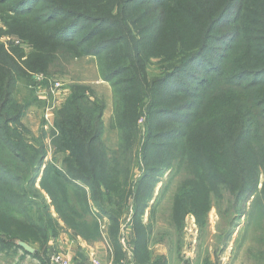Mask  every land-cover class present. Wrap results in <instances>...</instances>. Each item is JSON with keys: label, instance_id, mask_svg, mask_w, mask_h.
<instances>
[{"label": "rangeland", "instance_id": "1", "mask_svg": "<svg viewBox=\"0 0 264 264\" xmlns=\"http://www.w3.org/2000/svg\"><path fill=\"white\" fill-rule=\"evenodd\" d=\"M62 30L59 43L52 35ZM67 39L74 44L67 46ZM0 45L19 69L10 107L26 106L22 119L5 133L15 132L26 146L27 164L11 170L22 178L16 189H27L38 205L30 210L32 217L42 218L45 204L57 217L40 178L45 167H61L55 123L66 103L79 98L76 108L97 117L99 143L107 153L134 142L128 153L136 166L133 186L128 181L124 201L116 200L120 205L113 210L92 208L99 240L87 245L92 251L85 250L95 260L67 257L71 264H133L137 232L139 245L153 248L154 264H264V202L258 192L264 183V0H0ZM204 45L212 55L208 74L198 61L187 64ZM181 68V75L171 77ZM256 72L260 85H253ZM34 76L61 83L58 104ZM132 116L134 133L121 125ZM217 118L224 120L225 135L239 121L249 123L235 157L240 154L247 163L256 157L257 192L243 201L230 190L225 163L230 157L223 152H232L238 139H223L214 127ZM173 133L176 141L170 139ZM153 146L157 153L148 152L151 158L143 161L144 149ZM36 154L44 155L43 166L33 187H27ZM0 164L9 161L3 157ZM199 177L211 182L209 193ZM45 178V188L54 191L52 176ZM5 182L11 179L0 174V193ZM139 183L145 190L140 195L152 192L136 232L129 192ZM21 214L16 207L3 210L0 201L2 223ZM60 225L58 235L71 238ZM57 237H50L45 254L37 243L16 241L30 247V254L0 241V264H50L49 252L57 247L76 253L78 245L70 247L65 240L59 246ZM114 240L125 259L119 263ZM99 247L107 254L105 263L95 258Z\"/></svg>", "mask_w": 264, "mask_h": 264}, {"label": "trees", "instance_id": "2", "mask_svg": "<svg viewBox=\"0 0 264 264\" xmlns=\"http://www.w3.org/2000/svg\"><path fill=\"white\" fill-rule=\"evenodd\" d=\"M74 22L76 23L74 25H77L78 21ZM64 32L65 30H62V32L54 34L52 37H57L56 39H60L59 43H61ZM65 41H69V39ZM64 43L67 46L74 44L73 41ZM100 49L98 48L95 52L99 53ZM210 49L209 45L202 46V48L194 53L192 59L187 64L192 65L198 61L201 69L208 74L209 67L213 66L212 55L209 54ZM17 70L19 69L14 64L11 56L0 45V158L4 157L10 164V167L9 164L7 166L0 164V174L8 176L11 179L10 184L5 182L1 186L0 201L5 211H8L11 207L19 208L22 211L21 216H19L20 218H16L15 220L5 218V223H2L0 220V229L2 230L0 232V241L16 248L18 247L16 245V241L18 240L28 244L37 243L40 246L39 250H42V253L45 254L50 237H57L60 230L63 229L60 222L63 223L64 229L70 232L74 238H80L88 244L92 240L98 241L99 220H97V216H94L92 208L96 209V211H102V208L105 210L104 206H106L110 210H113L115 205H120L116 200L124 201L128 194V181H130L129 188L133 186L131 171H134L136 166L132 158L128 156V153L133 152L134 142L121 144L117 152L107 153L106 149L99 143L101 126L97 117L95 118V115L91 112H83L76 108V103L80 101L79 98H73L72 102L66 103L65 110L60 114L59 119L55 123L57 144L63 155L61 167H54L49 170L45 167L40 178V187L51 200V206L54 207L57 217L53 218L48 204H45V208H43V211L46 213L42 218L32 217L30 210L37 208L38 205L28 197L27 189H16L15 183L18 185V183L22 182V178L15 175L11 170L12 168L19 167L20 164H27L26 157L22 154V152H26V146L22 142L23 137L22 139L21 137L16 138L15 132L12 136H9L14 139L13 142L10 141V138L5 133V131L9 130L8 126L10 124L18 123L22 119V113L26 107H10V105L14 104L13 88L16 82L14 72ZM182 73L183 70L181 68L171 77H178ZM261 73L264 74V72ZM261 73L256 72L253 74V85H260L259 83H262V80L259 79ZM43 85H47V82H43ZM262 105H264V102ZM7 107L11 110L10 112H4ZM256 115H259L258 112H256ZM134 119V116H132L128 120L126 118L125 121L122 120L121 122V125H124L123 127L128 129L130 133L135 132ZM216 120L217 122L214 127L220 130L218 133L223 139L226 136L238 139L236 147L232 152L229 153L226 150H223V152L230 157L225 162L230 166V174L227 175L230 190L237 201H243L257 192L258 164L256 157L251 156L253 163L245 162L244 157L240 154L237 158L235 157L240 152V149L243 148V145L242 148L240 145L242 137H248V134L243 132V129H246L249 123L239 121L225 135L221 132L224 120L221 118H217ZM262 125L264 127V122H262ZM260 137L264 138V134ZM170 139L176 141V133L171 134ZM148 152H151V155L155 152L153 156L157 153L154 146L149 151L145 148L142 157L143 161L151 158ZM32 160L33 164L30 166V173L27 177V187H33L39 178L44 155L40 156L36 154ZM45 176L46 178L52 176L55 184L54 191L45 188ZM198 183L209 193L208 188L211 183L209 179L199 177ZM143 191L145 190L142 189V184L139 183L129 192V195H133L134 199L133 218L135 219L137 228H135L136 232L138 230V223H140V216L148 207L147 202L151 196L150 189H147L146 196L144 197L140 195V192ZM258 192L264 202V183ZM17 200H20L21 204ZM127 203L126 200L125 207ZM108 215L113 222H116V215L112 213ZM115 233L114 231L111 235L114 236ZM138 233L134 253L137 260L143 263L146 262L145 260L149 256V253L146 245H139L142 236H139ZM113 244L116 252L115 262L119 263L118 260L122 258V255L115 240ZM33 256L39 257V254L35 252Z\"/></svg>", "mask_w": 264, "mask_h": 264}, {"label": "crops", "instance_id": "3", "mask_svg": "<svg viewBox=\"0 0 264 264\" xmlns=\"http://www.w3.org/2000/svg\"><path fill=\"white\" fill-rule=\"evenodd\" d=\"M72 236V235H71ZM69 237V236H68ZM68 237H66V236H62L61 234H59L58 235V237L55 239V241H56V244H58L59 246H60V244L61 245H64L66 242H65V240H67V242L69 243V245L68 246H70V247H73V246H77L78 245V250L76 251V253H74L73 254V252L72 251H62L59 247H57L58 248V252L60 251L61 253H63L66 257H68V258H74V259H79V256H81V259H80V263H81V260L83 259V258H86V260H90V262H92V260L94 259L92 256H88V254H89V250L90 251H92L90 248H88V247H90V246H87L88 245V243H86L85 241H83V240H81L80 238H77L78 239V241H76L75 239H71L70 237L68 238ZM96 244V243H95ZM84 247H86V248H84ZM101 247H99V248H96V250H97V253H96V255H95V258L97 259V260H99L101 263H105V262H107L106 260H108V257H107V254H106V252L105 251H103L102 249H100ZM85 249H89V250H85ZM54 251V250H53ZM56 250H55V252H57ZM147 251H148V253H149V256L147 257V259L145 260L146 262H143V263H141V262H139L138 260H137V257H136V255H135V253H134V251H133V255H132V257H133V264H154V258H153V256H154V254H153V248L152 247H148L147 248ZM59 252V253H60ZM104 252V253H103ZM51 252H49V254H50ZM92 255V254H91ZM122 255V254H121ZM156 255H158V254H156ZM106 259V260H105ZM95 260V259H94ZM123 260H125L123 257L119 260V262L120 261H123Z\"/></svg>", "mask_w": 264, "mask_h": 264}, {"label": "built area", "instance_id": "4", "mask_svg": "<svg viewBox=\"0 0 264 264\" xmlns=\"http://www.w3.org/2000/svg\"><path fill=\"white\" fill-rule=\"evenodd\" d=\"M33 81L36 82L38 85H42L43 82H47V88L49 90V95L52 97V101L55 99L56 101H53V103L58 104V97L59 93L61 92L62 85L59 81L53 80V79H47L42 76L33 77ZM49 103V101L47 100ZM52 108L48 107V111H50ZM101 230H104V224H100ZM49 262L50 264H71L69 259L66 256L61 255L58 252H51L49 254Z\"/></svg>", "mask_w": 264, "mask_h": 264}, {"label": "water", "instance_id": "5", "mask_svg": "<svg viewBox=\"0 0 264 264\" xmlns=\"http://www.w3.org/2000/svg\"><path fill=\"white\" fill-rule=\"evenodd\" d=\"M19 247L21 246L25 251H27L28 253L32 254L33 253V250L28 247L27 245L21 243V242H17L16 243Z\"/></svg>", "mask_w": 264, "mask_h": 264}]
</instances>
